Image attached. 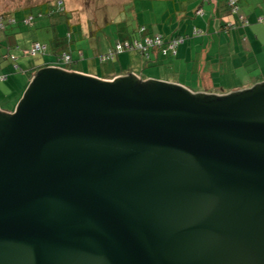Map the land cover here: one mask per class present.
<instances>
[{
	"label": "water",
	"instance_id": "water-1",
	"mask_svg": "<svg viewBox=\"0 0 264 264\" xmlns=\"http://www.w3.org/2000/svg\"><path fill=\"white\" fill-rule=\"evenodd\" d=\"M0 264H264V83L37 71L0 111Z\"/></svg>",
	"mask_w": 264,
	"mask_h": 264
},
{
	"label": "rangeland",
	"instance_id": "rangeland-1",
	"mask_svg": "<svg viewBox=\"0 0 264 264\" xmlns=\"http://www.w3.org/2000/svg\"><path fill=\"white\" fill-rule=\"evenodd\" d=\"M244 1L240 0L239 3H245ZM251 2L261 3V0H251ZM200 3L201 0H0V18L11 20L17 13V24L13 28L8 26L9 28L5 32H0V74H7L10 81L18 82L23 74L21 72L39 68L53 61V57L49 53L44 56H28L25 54V50L28 51L32 49L33 44L39 43L47 45L48 51H50L53 43H69L67 36L72 35L70 45L72 55L75 60L78 59L76 65H79L74 68H82V71L97 69L101 75L102 70L116 65L120 74H131L130 72L134 71L143 78L152 75L179 82V86L194 93L202 92L204 75L200 71L195 73L197 69L195 62L190 64L193 65V70L190 65L186 69L187 63L190 61L187 62V57L191 56L198 60L201 55L206 56L210 50L209 46H211V52L215 49L211 45L213 41L215 45L218 43L217 48H223L211 32L213 29L215 32L219 28V19L215 24L213 17L208 14L205 20L201 16H195V10ZM210 3H216V1L210 0ZM209 5L203 6L205 13L208 12ZM47 6H50L53 11H56L57 7H62L63 15L50 14V16H46L44 9ZM39 12L42 14L41 17L38 16ZM25 17L28 21L34 20L29 27L21 24V18ZM208 24L210 28H208ZM256 25H261L259 27L264 29L263 23ZM251 27H245L247 31L241 35V39H245V42H239L236 50L231 52V55H239L237 63L240 64L237 66L239 82L236 83L231 77L233 75L230 71L231 65L227 66L229 69H224L225 65L218 64L217 67L206 64L205 72L212 71L210 74L211 84L208 88L210 94L208 95L240 92L252 88L253 85L264 83V44L255 47L254 55L248 52L250 44L255 43L253 37L251 41L248 31ZM140 28H145V32L151 36L160 34L167 41L176 38L184 39L176 51L177 57H169L172 60L177 59L178 62L175 61L179 64L180 69L171 71V73L167 72L159 65L148 64L147 59L134 51H122L115 54L112 61L106 64H100L96 57L93 58L98 53L107 54L117 42L139 40L141 38ZM68 29L71 34L68 33ZM194 29L199 33L196 36H194ZM228 36L230 37V34ZM204 39L207 41L205 44L203 43ZM224 48H231V43L229 42V45ZM76 50H81L84 56L79 57ZM215 52L217 53L218 49ZM8 54L15 57V64L21 72L14 68L13 71L10 70L14 63L5 59ZM225 60L230 62L231 56L227 55ZM199 63L200 60L198 66L202 71L203 64ZM140 81L142 80L140 79ZM13 100L7 96L6 98L0 96V102L4 108L11 106Z\"/></svg>",
	"mask_w": 264,
	"mask_h": 264
},
{
	"label": "crops",
	"instance_id": "crops-1",
	"mask_svg": "<svg viewBox=\"0 0 264 264\" xmlns=\"http://www.w3.org/2000/svg\"><path fill=\"white\" fill-rule=\"evenodd\" d=\"M239 2H240V0H239ZM244 2L245 3H239V6H240L242 12L244 13L248 23L250 24L248 27L252 26L251 28L248 29V31H249V33L251 35V41H252V37H253L254 40H255V43L250 44V49H249L248 52L252 53L254 55L255 47L264 44V29L262 27H259L261 25H256L255 26V22L257 21V17H259V16H261L263 14L262 11H261V8H260L262 3H252L251 0H249V1L245 0ZM209 4L201 5L202 11L204 13V17L203 18L205 20L206 15L208 14L211 17H213V20H214L215 24L217 23V21L219 19V28L215 32H214V29L211 32L218 39L219 45L222 46L223 49L217 48L218 43H216V45H215V43L213 41L211 43V45H213L215 47L214 51L211 52V46H209L210 50L208 51L206 56L205 55H201L198 60L195 59V58H192L191 56H188L187 57V62L189 60L190 61L187 63V67H186V69H188L190 64H193L194 62L196 63L195 65H196L197 69L195 70V73L200 71V72H202L201 74L204 75V77H203L204 89H201L202 92H198V93H204V94H210V92L208 91V88L210 87V84H211L210 81L212 79L210 77V74H212L211 73L212 71L205 72L206 64H209L210 66H211V64L212 65H216L217 67H218V64L220 66L221 65H225L224 69H229V68H227V66L231 65L232 69L230 68V71L233 74V75H231V77L234 78L233 80H235L236 83H237V81L239 82L240 78L237 75V69H238L237 66L240 65V64H237L239 62V58H238L239 55H237V54L231 55V52H232V50H236L235 48H236L237 45H239V42H240V36L243 33L245 34L246 31H247V29L243 28L242 30L238 31L237 33L236 32L232 33L230 35V37L228 36V34L225 35L224 32L222 31V28L220 27V23L223 24L225 21L233 22L235 17L234 16H230L227 13V11H226V3H224V0H216V3H209ZM204 5H209L207 13H205V10L203 8ZM209 24H208V28H210ZM206 42H207L206 39H204L203 43L205 44ZM229 42L231 43V48H227V49L224 48V47L229 45ZM203 47H204V45H203ZM217 49H218V52L216 53L215 51ZM223 52H225V53L222 54ZM98 54H101V53H98ZM210 55H212V56H210ZM227 55L231 56L230 62L225 60V57ZM93 58H95V56ZM150 58H151V60H153L154 62L156 61V62L155 63L151 62V63H148V64L159 65L162 68H164L167 72L171 73V71H176V69H180L179 64L177 63L178 62L177 59H175L177 61L176 62L175 60H172L171 58H166V59L162 58V57L155 58V56L153 54L150 55ZM199 60H200L199 64H201V63L203 64L202 65V67H203L202 71H201V67L198 66ZM78 66L79 65H76L75 67H78ZM149 66H151V65H149ZM190 66H191V68L193 70V65H190ZM220 66H219V68H220ZM82 70H83L82 68H80V69L74 68L71 72L82 74V75H87V76H90V77H95V78H98V79H101V80H105V81H112V80H114L116 78H120V77H124V76L128 75V74H120L118 72V69H117L116 65H112L111 68L107 67V69L102 70L101 71V73H102L101 75H100L99 70H97V69H94L93 71H82ZM130 73H131L130 75H134L137 78L139 77L142 81H163V82H168V83L170 81V80L163 79V78H157V77H154L152 75H148L145 78H143L141 75H138L134 71H132ZM231 77L229 78V81L231 80ZM149 79H152V80H149ZM18 80H19L18 83L11 82V83H9L6 86L3 85L5 87L0 85V91H4L5 92L6 90L11 89V90H13L14 94L18 93V91H21L22 88L24 87V85H26L27 79H25L23 77V78H20ZM226 80L228 81V78H226ZM170 83H173V84H176V85H180L179 82H175V81H170ZM185 89H187V88H185ZM189 91H191V90H189ZM191 92L194 93L193 91H191ZM18 101H19V99H14L13 100V103H12V106H11L12 107L11 110L9 108H4L3 110L0 109V111H2V112H12L15 109ZM0 106H1V102H0Z\"/></svg>",
	"mask_w": 264,
	"mask_h": 264
},
{
	"label": "trees",
	"instance_id": "trees-1",
	"mask_svg": "<svg viewBox=\"0 0 264 264\" xmlns=\"http://www.w3.org/2000/svg\"><path fill=\"white\" fill-rule=\"evenodd\" d=\"M216 1V0H215ZM210 3V0H207V1H204V0H201V4L198 6V8L195 10V16H201V18L204 17V13L202 11V8H201V5L203 4H209ZM224 3H226V11L227 13L230 15V16H234V21L233 22H229V21H225L223 24L220 23V27L222 28V31L224 33H228V35L232 34V33H237L240 29H243L245 27H248L250 24L248 23L244 13L242 12L240 6H239V0H224ZM261 11H262V15L257 17V21L255 23L258 24V23H263L264 24V0H261ZM61 6V5H60ZM45 15L46 16H50V14L52 15H63V10H62V7H57V10L56 11H53L51 9L50 6H47L45 9ZM201 11V13H199ZM16 15L17 13L14 14V16L12 17V20L11 22H8L7 20H1L3 25H4V29L3 30H0V32H5L9 27L10 28H13V26L15 24H17V21H16ZM38 16L41 17L42 14L41 12L38 13ZM242 18V19H241ZM261 19V21H260ZM33 20V19H32ZM21 24L25 27H29L31 24H33V21H30L29 23H26L27 19L26 17L25 18H21ZM9 26V27H8ZM69 28V27H68ZM71 28V27H70ZM69 30V29H68ZM79 32V31H78ZM69 34H71L70 30L68 32ZM139 33L141 35V38L139 39V41L142 39V38H145V37H148V38H155V37H159L160 38V42L162 43V45L160 47H156V46H153V47H150L148 48L145 53H138L140 54V56L144 57L145 59L148 60L147 63H151V62H154L153 60H151L150 58V55L153 54L155 56V58L157 57H162V58H169V57H173V56H176L177 55V49L179 47L180 44L183 43L184 39L183 38H176V39H182V43H179L176 47H174L173 49H169V44L170 42L173 41V39H169L168 41L165 40L164 36L160 35V34H155V35H150L148 33L145 32V28H140L139 29ZM199 33L197 32V30L194 29V36L198 35ZM68 38V41L69 43H66V44H61V43H53L52 46H51V50L48 51V46L47 45H41L39 43H36L38 45H40L41 49L36 52L34 54L35 55H46L47 53H49L50 55H52L53 57V61L52 62H49L47 64H44L43 66H40L39 68H36V69H32V70H28L26 72H21L19 67L15 64V57L13 55H7L5 57V59H8L10 60L11 62L14 63L13 67L10 69L13 71V68L17 71H20L21 73H23L21 75V78H25L27 79V83L26 85H24V87L22 88L21 91H18V93L14 94L13 93V90L9 89V90H6L5 92L4 91H0V96H4V98L9 97V98H12V99H21L22 98V95L24 93V91L26 90L27 86L29 85L30 81L32 80V78L34 77V75L37 73V71H39L40 69H44V68H48V67H53V68H58V69H61V70H64V71H67V72H71L74 68V66H76L77 62H78V59L75 60L73 58V55H72V50H71V38H72V35H68L67 36ZM136 39L132 40V41H135ZM124 41H127V40H124ZM240 42H245V39H241V36H240ZM35 44H33L32 46H34ZM31 46V47H32ZM111 49V48H110ZM109 49V50H110ZM26 55H31V50H28V51H24ZM109 52V51H108ZM107 52V53H108ZM125 52H128V51H125ZM76 53L77 55L80 57L81 55H83L81 53V50H76ZM107 54H97L95 57H96V60L99 61L100 57L101 56H106ZM33 56V55H32ZM84 56V55H83ZM83 56H82V59H83ZM66 57L69 58L68 61H66ZM8 61V62H10ZM109 61H112V60H109ZM109 61H106V62H100V64H106L107 62ZM156 62V61H155ZM154 62V63H155ZM258 68V67H257ZM257 70V69H256ZM11 71V73H12ZM9 78H8V75L7 74H1L0 75V85L3 86V85H8L9 83L11 82H14V81H10ZM19 82V80H18ZM18 82H15V83H18ZM258 85V84H257ZM3 86V87H5ZM254 87V85H253ZM12 106V105H11ZM11 106H8L7 108H9L10 110L12 109ZM0 109L3 110L4 107H2V104L0 106ZM8 109V110H9Z\"/></svg>",
	"mask_w": 264,
	"mask_h": 264
},
{
	"label": "built area",
	"instance_id": "built-area-1",
	"mask_svg": "<svg viewBox=\"0 0 264 264\" xmlns=\"http://www.w3.org/2000/svg\"><path fill=\"white\" fill-rule=\"evenodd\" d=\"M207 1V0H204ZM201 13V11L199 12ZM7 20V18H0V30L4 29V25L2 23L1 20ZM242 19V18H241ZM12 20V19H11ZM11 20H7L8 22H11ZM261 21V19H260ZM30 21H26V23H29ZM179 43H182V39H175L172 42L168 43L169 44V49H173L174 47H176ZM162 45V43L160 42V38L159 37H155V38H142L140 41L139 40H135V41H121V42H117V44L115 45L114 48L111 47V49L109 50V52L107 53L106 56H101L99 61L100 62H106L109 60H112L115 54H119L122 51H134L137 53H145V51L153 46L156 47H160ZM41 49L40 45L35 44L31 50V55H34L36 52H38ZM69 58L66 57V61H68Z\"/></svg>",
	"mask_w": 264,
	"mask_h": 264
}]
</instances>
